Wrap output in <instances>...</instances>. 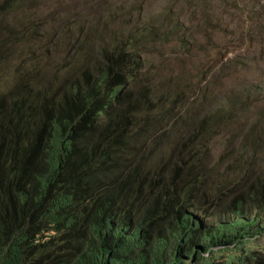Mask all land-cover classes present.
I'll list each match as a JSON object with an SVG mask.
<instances>
[{
	"label": "trees",
	"instance_id": "16d2710c",
	"mask_svg": "<svg viewBox=\"0 0 264 264\" xmlns=\"http://www.w3.org/2000/svg\"><path fill=\"white\" fill-rule=\"evenodd\" d=\"M146 1L110 3L102 32L115 45L96 72L45 89L25 75L0 89V264H264V78L146 152L120 91L149 42L196 57L204 82L260 66L264 0H154L149 15ZM17 4H0V22ZM134 13L126 35L106 30ZM253 109L232 161L212 163L211 133Z\"/></svg>",
	"mask_w": 264,
	"mask_h": 264
},
{
	"label": "rangeland",
	"instance_id": "374dc122",
	"mask_svg": "<svg viewBox=\"0 0 264 264\" xmlns=\"http://www.w3.org/2000/svg\"><path fill=\"white\" fill-rule=\"evenodd\" d=\"M16 1L17 8L4 13L0 22V29L8 34V45L0 50V89L8 90L15 79L25 75L39 89L47 88L63 75L69 78V83L73 79L81 80L84 68L94 73L109 62L108 57L112 58L115 43H108L103 34L102 17L112 13L111 2L123 0ZM144 9L147 15L155 14L156 1L147 0ZM115 16L117 19L107 23L106 30L119 35L134 30L135 23L141 20L135 13L132 20L129 16ZM8 26L12 27L11 33ZM79 57H86V61L76 62ZM69 67H76L72 74L67 72ZM128 69L131 76L120 91L129 95L128 102L135 105L136 109L131 111H138L137 134L142 136L134 141L145 152L160 147L168 134H178L180 122L195 125L205 113L226 102L232 91L264 78V63L260 66L251 63L244 70L232 72L222 85L216 75L204 82L198 76L196 57L179 52L174 44L161 46L154 42L146 43L136 52L127 64ZM119 97L113 95L111 102L115 103ZM256 118L255 109L249 110L233 124L211 133L212 163L223 162L221 165L225 166L232 161L231 151L239 149L241 137L249 133V125ZM253 137L249 136L247 143Z\"/></svg>",
	"mask_w": 264,
	"mask_h": 264
}]
</instances>
